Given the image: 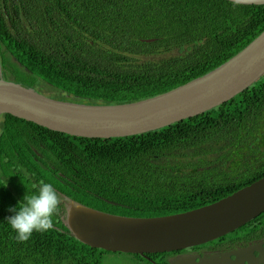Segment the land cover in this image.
Segmentation results:
<instances>
[{
	"label": "trees",
	"instance_id": "trees-1",
	"mask_svg": "<svg viewBox=\"0 0 264 264\" xmlns=\"http://www.w3.org/2000/svg\"><path fill=\"white\" fill-rule=\"evenodd\" d=\"M263 30L264 4L0 0V75L34 90L43 82L55 99L131 103L210 72ZM263 176L264 74L217 107L134 136L74 137L0 115V264H103L106 254L124 255L75 239L63 224V204L53 229L18 241L9 208L41 180L61 198L150 218L208 205ZM261 220L264 212L225 240L246 239L248 226ZM177 253L127 255L170 264Z\"/></svg>",
	"mask_w": 264,
	"mask_h": 264
},
{
	"label": "water",
	"instance_id": "water-1",
	"mask_svg": "<svg viewBox=\"0 0 264 264\" xmlns=\"http://www.w3.org/2000/svg\"><path fill=\"white\" fill-rule=\"evenodd\" d=\"M261 5L264 0H228ZM264 74V30L210 72L170 91L131 103L102 105L55 99L0 77V115L81 138H119L158 130L217 107ZM63 224L79 242L106 252H181L212 242L264 212V176L213 203L151 218L126 217L63 195ZM253 251L258 253L257 256ZM234 256V259H231ZM170 264H264L260 246L228 253H181Z\"/></svg>",
	"mask_w": 264,
	"mask_h": 264
},
{
	"label": "clouds",
	"instance_id": "clouds-1",
	"mask_svg": "<svg viewBox=\"0 0 264 264\" xmlns=\"http://www.w3.org/2000/svg\"><path fill=\"white\" fill-rule=\"evenodd\" d=\"M4 187H7L6 182ZM61 203V197L53 185L43 180L35 186L34 191L27 190L23 200L18 201L16 207L9 208L14 215L6 218L11 229L16 233L15 238L24 242L31 237L34 231L46 232L53 229L54 216L59 212ZM147 255L144 258L149 259Z\"/></svg>",
	"mask_w": 264,
	"mask_h": 264
},
{
	"label": "flooded vegetation",
	"instance_id": "flooded-vegetation-1",
	"mask_svg": "<svg viewBox=\"0 0 264 264\" xmlns=\"http://www.w3.org/2000/svg\"><path fill=\"white\" fill-rule=\"evenodd\" d=\"M238 229L234 231H237ZM243 235L244 234L241 235L243 240L235 239L234 242H232L233 240H228V239L225 240L226 237L224 236L218 238L217 240L209 242L207 243V245L201 246L198 249H193L194 248L193 247L191 249L181 251L180 253H177L174 256L181 253H192L199 255L212 254V253L222 254L251 246L253 247L260 246V249L262 250L264 256V220L258 221L254 225L248 226V231L246 233V236L249 239L247 238L245 239ZM253 254L255 256L258 255L256 251H253ZM231 259H234V256H231Z\"/></svg>",
	"mask_w": 264,
	"mask_h": 264
},
{
	"label": "rangeland",
	"instance_id": "rangeland-1",
	"mask_svg": "<svg viewBox=\"0 0 264 264\" xmlns=\"http://www.w3.org/2000/svg\"><path fill=\"white\" fill-rule=\"evenodd\" d=\"M0 77L4 79L1 75ZM6 80V79H4ZM6 81L11 82L9 79ZM37 92L46 95L48 97H54L56 96V91L49 85L40 82L38 83L37 87L35 88ZM35 90V91H36ZM103 264H148L144 261L139 260L138 258H135L133 256H129L127 254L124 255H112V254H106Z\"/></svg>",
	"mask_w": 264,
	"mask_h": 264
}]
</instances>
